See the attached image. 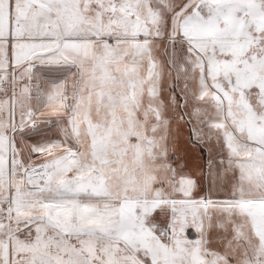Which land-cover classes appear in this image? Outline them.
Wrapping results in <instances>:
<instances>
[{"label": "snow or ice", "instance_id": "6c2138e0", "mask_svg": "<svg viewBox=\"0 0 264 264\" xmlns=\"http://www.w3.org/2000/svg\"><path fill=\"white\" fill-rule=\"evenodd\" d=\"M0 264H264V0H0Z\"/></svg>", "mask_w": 264, "mask_h": 264}]
</instances>
